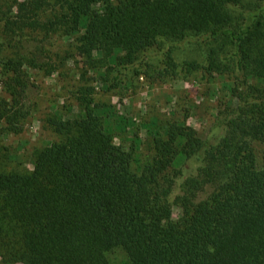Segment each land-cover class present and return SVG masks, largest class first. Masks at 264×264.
I'll use <instances>...</instances> for the list:
<instances>
[{
  "label": "trees",
  "instance_id": "trees-1",
  "mask_svg": "<svg viewBox=\"0 0 264 264\" xmlns=\"http://www.w3.org/2000/svg\"><path fill=\"white\" fill-rule=\"evenodd\" d=\"M61 38L89 68H105L108 90L143 68L207 76L220 60L249 81L226 85L232 102L209 134L171 122L137 169L136 150L105 128L109 108L93 86L80 87V112L49 119L62 140L36 153L34 169L0 167L3 260L111 264L107 254L121 249L126 264H264V157L258 168L242 151L264 138V0H0V71L11 100L0 103V130L22 131L28 69L51 73L49 47ZM189 46L201 62H177Z\"/></svg>",
  "mask_w": 264,
  "mask_h": 264
},
{
  "label": "rangeland",
  "instance_id": "rangeland-1",
  "mask_svg": "<svg viewBox=\"0 0 264 264\" xmlns=\"http://www.w3.org/2000/svg\"><path fill=\"white\" fill-rule=\"evenodd\" d=\"M49 49L56 56L51 73L49 70L28 69L33 86L27 98L30 108L22 131L17 134L0 130L1 168L20 173H30L34 169L36 153L62 140L61 135L51 129L49 119L57 113L63 118L75 117L81 109L76 102V94L83 85L93 86L95 101L109 108L104 118L105 128L116 144L136 150L133 165L137 169L152 160L154 139L156 136L165 139V128L171 122H184L201 136L209 134L215 126L216 117H224L226 107L232 102L228 86L242 90L249 81L243 74L234 71L228 62L224 61L227 66L220 60L217 63L221 66L207 76L196 73L177 78L159 77L152 69L143 68L139 76L131 74L123 77L119 87L108 90L100 76L105 68H89L87 60L76 53L71 41L56 39V45ZM188 49L183 55L175 53L177 62L188 56H194L188 59L202 61L192 53V47ZM119 54L124 58L130 57L126 52ZM48 62L52 64V61ZM120 69L116 65V72L111 75H117ZM4 80L0 71V103L11 102ZM121 120H124V125ZM242 151L250 155L254 165L261 167L264 138L244 146ZM107 257L111 264L127 262L121 249L109 252ZM0 264L11 263H6L0 256Z\"/></svg>",
  "mask_w": 264,
  "mask_h": 264
}]
</instances>
